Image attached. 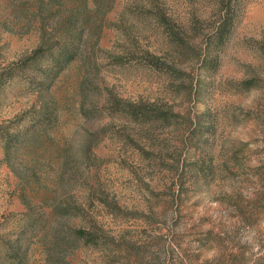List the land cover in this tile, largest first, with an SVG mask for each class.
Here are the masks:
<instances>
[{"label":"rangeland","instance_id":"374dc122","mask_svg":"<svg viewBox=\"0 0 264 264\" xmlns=\"http://www.w3.org/2000/svg\"><path fill=\"white\" fill-rule=\"evenodd\" d=\"M0 264H264V0H0Z\"/></svg>","mask_w":264,"mask_h":264},{"label":"trees","instance_id":"16d2710c","mask_svg":"<svg viewBox=\"0 0 264 264\" xmlns=\"http://www.w3.org/2000/svg\"><path fill=\"white\" fill-rule=\"evenodd\" d=\"M76 235H77V236H76L77 238H84V237H85L86 241H89V240L91 239V237H90V238H87V237H86L87 233L80 232V230H78V231L76 232Z\"/></svg>","mask_w":264,"mask_h":264}]
</instances>
